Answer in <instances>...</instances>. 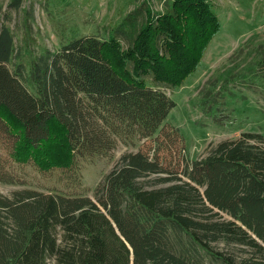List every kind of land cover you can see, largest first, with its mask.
Segmentation results:
<instances>
[{
	"label": "trees",
	"instance_id": "16d2710c",
	"mask_svg": "<svg viewBox=\"0 0 264 264\" xmlns=\"http://www.w3.org/2000/svg\"><path fill=\"white\" fill-rule=\"evenodd\" d=\"M170 1L164 14L145 10L141 31L137 10L107 40L46 49L29 70L10 68L15 40L0 16V131L17 163L70 170L161 131L150 150L120 158L94 199L0 196V264H250L217 251L219 242L264 255V136L242 133L190 161L178 129L161 130L176 103L146 78L180 86L221 31L211 0ZM119 37L132 41L127 51Z\"/></svg>",
	"mask_w": 264,
	"mask_h": 264
},
{
	"label": "rangeland",
	"instance_id": "374dc122",
	"mask_svg": "<svg viewBox=\"0 0 264 264\" xmlns=\"http://www.w3.org/2000/svg\"><path fill=\"white\" fill-rule=\"evenodd\" d=\"M11 1L0 0V16L14 35L12 70L18 63L29 70L35 55L46 49L56 51L76 38L94 36L107 40L110 32L137 10L141 31L147 8L164 14L172 4L170 0H23L21 8L13 10L9 8ZM211 2L221 31L211 41L197 69L177 87L146 78L149 86L159 88L176 103L161 130L178 129L190 161L202 159L218 143L237 139L242 133L264 136V0ZM118 39L122 51H127L132 41ZM160 132L133 143L120 140L111 154L81 158L70 170L41 172L32 163H17L12 157V140L0 131V176L15 181L6 183L0 179V196L12 198L14 193L29 189L54 196L94 199L97 186L120 158L141 149L150 150ZM162 155L167 156V165L176 162L172 153ZM213 247L237 262L264 264V255L253 256L246 246L219 242ZM207 262L212 264L209 259ZM46 264L56 261L49 258Z\"/></svg>",
	"mask_w": 264,
	"mask_h": 264
}]
</instances>
